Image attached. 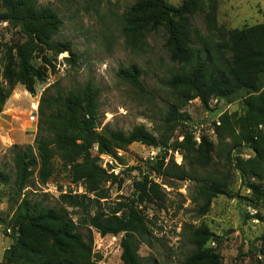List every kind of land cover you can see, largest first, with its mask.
I'll return each instance as SVG.
<instances>
[{"label":"trees","instance_id":"obj_1","mask_svg":"<svg viewBox=\"0 0 264 264\" xmlns=\"http://www.w3.org/2000/svg\"><path fill=\"white\" fill-rule=\"evenodd\" d=\"M201 12L206 15L209 35L196 42L191 19ZM216 13L217 0H183L180 6L167 0H133L122 14L121 32L127 48L145 51L149 38L163 32L165 50L177 66L163 83L172 93V102L167 106L161 138L144 126H136L129 133L100 130L101 92L92 81L68 92L59 83L45 90L39 105L35 146L12 150L13 182L10 175L0 170V180L13 184L19 197L18 208L9 221L13 242L0 264H102L101 257L94 253L92 234L79 230L81 226L70 218L68 208L84 212L80 225L95 229L101 236L123 235L122 264H157L139 255V241L150 243L151 236L149 219L140 205L162 202L166 195L151 174L166 180L194 179L201 168L211 163L216 151L208 135L197 143L191 133H185L183 141L174 143V149L170 145L178 126L188 127L192 122L183 109L195 99L207 109L216 98L222 99L224 105L243 104L240 116L225 114L219 125H213L220 142L230 140L233 150L244 145L252 150L253 157L238 158L236 166L247 187L264 196L260 185L249 181H261L264 175V23L243 30H226L218 27ZM2 22L19 26L27 41L17 48V58L10 54L7 59L3 81L0 79V113L17 84L34 93L36 80L43 77L32 64L36 48L55 57L67 52L70 57L66 61L70 64H76L78 59L71 41L56 39L64 24L57 8L41 5L39 0H0ZM117 76L135 90L147 93L137 64L120 67ZM134 143L161 146L165 151L149 173L134 183V199L102 207L99 199L88 195L98 196L106 183L121 186L123 180L109 174L99 164V156L112 155ZM95 147L97 156L92 154ZM177 149L185 150L186 158L198 155L192 157L191 171L173 160L166 162L169 151ZM56 158L72 181L84 186L86 194H62L59 206L51 207L23 191L34 182L35 174L40 185L47 184L54 176ZM194 180L198 181L199 216L208 214L218 196H231L225 179ZM184 231L191 250L181 264H222L218 249L211 246L215 239L207 225H186Z\"/></svg>","mask_w":264,"mask_h":264},{"label":"rangeland","instance_id":"obj_2","mask_svg":"<svg viewBox=\"0 0 264 264\" xmlns=\"http://www.w3.org/2000/svg\"><path fill=\"white\" fill-rule=\"evenodd\" d=\"M167 2L180 6L183 0ZM39 3L59 10L64 24L56 39L71 41L78 59L76 64H70L66 61L70 57L67 52L55 57L36 48L32 64L43 77L36 80L34 93L17 84L0 113V170L10 175L12 182L15 180L12 150L35 146L38 123L30 122L29 117L34 105L38 102L40 105L45 90L56 83L65 92L80 89L88 81L100 89V130L118 129L129 133L136 126H144L161 138L167 106L172 102V93L163 83L177 69L165 50L163 32L149 38L145 51H133L126 47L121 32L122 14L133 0H39ZM216 17L218 27L226 30H243L263 24L264 0H217ZM191 33L196 42L201 37H208V24L203 12L192 17ZM26 41L27 37L21 33L19 26L0 23L1 81L9 55L17 58V48ZM131 64L141 68L147 93L135 90L117 76L120 67ZM55 90L52 89L53 92ZM209 109L199 99L191 101L183 109L192 122H208L201 133L208 135L216 146L211 163L201 168L194 179H225L231 196H218L208 214L199 216L197 180H166L151 174V178L162 185L166 195L162 202L140 205V210L149 219L151 236L150 243L139 241V255L157 264H181L191 250L184 227L205 224L214 234L211 246L218 249L222 264H264V196L247 187L236 166L238 158L248 160L253 157V152L245 145L233 150L230 140L220 142L213 125L214 122L219 125L217 121L225 114L240 116L243 104L217 105L211 100ZM185 133H191V128L178 126L170 140L172 149L174 143L184 140ZM151 148L134 143L125 150L117 149L112 155L99 156V164L109 174L123 180V184L108 182L100 195L91 194L88 197L99 199L102 207L134 199V183L148 174L151 166L159 160L149 159ZM92 154L97 156V151L93 149ZM187 154L185 150H170L166 162L173 160L191 171L192 157L198 155L194 153L186 158ZM54 167V176L47 184L40 185L35 174L34 182L23 193L51 207L59 206L62 194H86L84 186L72 181L58 158L54 160ZM249 181L260 185L264 191V175L261 181L257 178ZM18 198L13 184L0 180V261H3L5 250L13 242L9 221L18 208ZM68 212L70 218L81 226L79 230L83 234H92L93 250L101 257L102 264H122L123 235L101 236L95 229L80 225L84 212L73 208H68Z\"/></svg>","mask_w":264,"mask_h":264},{"label":"built area","instance_id":"obj_3","mask_svg":"<svg viewBox=\"0 0 264 264\" xmlns=\"http://www.w3.org/2000/svg\"><path fill=\"white\" fill-rule=\"evenodd\" d=\"M215 104H219L221 105L223 103L222 99H213ZM38 106H39V102L37 104L34 105L33 107V111L29 117V121L32 123H38ZM218 124L219 121H217ZM208 126V122L201 121V123L199 121H196V123L194 122H190L189 126L191 128V134L194 136L195 140H197L199 143L202 140V130L205 128V126ZM96 151L98 150L97 147L94 148ZM165 149L161 146L159 147H152L149 152H148V157L150 160H157V159H161L162 155L164 154Z\"/></svg>","mask_w":264,"mask_h":264}]
</instances>
